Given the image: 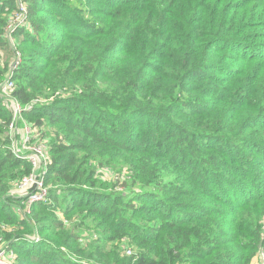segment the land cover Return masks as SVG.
<instances>
[{
  "label": "trees",
  "instance_id": "16d2710c",
  "mask_svg": "<svg viewBox=\"0 0 264 264\" xmlns=\"http://www.w3.org/2000/svg\"><path fill=\"white\" fill-rule=\"evenodd\" d=\"M22 3L9 32L22 9L0 0V241L19 246L13 264H253L264 0ZM5 80L32 138H49L51 199L32 213L11 195L33 165L14 146Z\"/></svg>",
  "mask_w": 264,
  "mask_h": 264
},
{
  "label": "built area",
  "instance_id": "2783aa9c",
  "mask_svg": "<svg viewBox=\"0 0 264 264\" xmlns=\"http://www.w3.org/2000/svg\"><path fill=\"white\" fill-rule=\"evenodd\" d=\"M20 2V7L22 9V13H20L8 26L9 32H11L18 24L23 23L25 20V6L22 3V0H18ZM19 59V57H18ZM13 86V83L8 82L7 85L3 86V91L9 94V88ZM12 106L15 108L14 110V119L10 125L12 130L15 121L23 120V110L21 104L18 102L16 98L11 96ZM25 123V129L28 130L29 136L27 138V142L25 145V152H27V158L33 165V171L28 175H25L19 182V188L25 192L26 203H27V211L30 213L32 207L35 203L39 202H49L50 190L49 187L45 183L46 171L49 163L47 149L44 145H35L31 144V146H27V143L30 142L31 137L33 135V128L30 124ZM18 151V144L15 146ZM128 255L133 254V250L128 248L126 250ZM14 259V253L8 246H4L0 248V264H12V260Z\"/></svg>",
  "mask_w": 264,
  "mask_h": 264
},
{
  "label": "rangeland",
  "instance_id": "374dc122",
  "mask_svg": "<svg viewBox=\"0 0 264 264\" xmlns=\"http://www.w3.org/2000/svg\"><path fill=\"white\" fill-rule=\"evenodd\" d=\"M69 2L71 3V4H74V5H79V6H87L88 5V0H69ZM92 18H93V16H92ZM11 23V22H10ZM14 30V29H13ZM12 30V31H13ZM9 37H10V46L12 47V49H15V44H14V42H13V39H12V37L9 35ZM237 48H241V47H237ZM242 50H244V51H246V48H244V49H242ZM247 53V52H246ZM245 53V54H246ZM20 62V57H19V59L18 58H14V60H13V67L14 66H17L18 65V63ZM238 64H234V66H237ZM7 81L5 80V81H3L1 84H2V92L4 93V96L6 97V99H7V101H8V103L10 104V109H11V111H12V113L14 114V110H15V108L12 106V99H11V94H10V91H9V94H7L5 91H3V86L5 87L6 85H7ZM27 118H26V116L25 115H23V120H16L15 121V123H14V126H13V128H12V130L10 131L11 132V135H12V137H13V142H14V146H17V144L21 147L19 150H21L22 152H25V145H26V142H27V138H28V136H29V133H28V130H26L25 129V123H23L25 120H26ZM26 122V121H25ZM48 139L49 138H42L41 137V135H39L38 136V138L37 139H33L32 137H31V140H30V142H35V143H30V142H28L27 143V146H31V144H38V145H44V146H46L47 147V144H48ZM249 179L250 180H252V181H254V182H257V186L256 187H254V188H256L254 191V194L256 193V192H258V191H261V190H263L264 189V175L263 174H258L256 177L254 176V175H249ZM260 184H263L261 187H260ZM105 189L107 190V189H109V188H106L105 187ZM13 197H16V198H26L25 197V192L23 191V190H21L20 188H19V185H18V182L17 183H15L14 184V186H13V188H12V194H11ZM23 203H24V209L25 210H21L20 209V211H22V214H26L28 211H27V203H26V201L25 200H23ZM33 210V209H32ZM32 210H31V212L30 213H32ZM63 216V214L61 215V217ZM65 220H66V218H65ZM69 223V222H68ZM88 234H87V232H85V233H83V236L85 237V236H87ZM94 237H97L96 235H94ZM40 238L38 237V238H36V240H39ZM6 244H9V241L6 239V240H4V239H2L1 241H0V248H2V247H4V246H6ZM112 244H123V242H107L106 244H105V246H110V245H112ZM15 248H12L11 250L13 251V253H14V259H15V261H14V259L12 260V264L14 263V262H16V258H15V255L18 253V252H20V248H19V246H14ZM125 247H126V245H125ZM133 248V250H137V248H135V247H132ZM23 253V252H22ZM23 256H25V254L23 253ZM253 264H264V251L263 252H261L259 255H258V257H256L255 259H254V261H253Z\"/></svg>",
  "mask_w": 264,
  "mask_h": 264
}]
</instances>
